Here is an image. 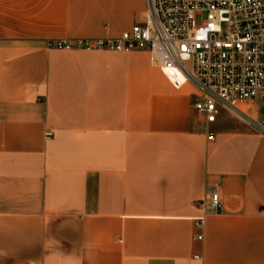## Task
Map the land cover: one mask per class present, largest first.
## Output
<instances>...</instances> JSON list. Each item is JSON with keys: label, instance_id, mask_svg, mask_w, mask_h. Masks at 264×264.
Masks as SVG:
<instances>
[{"label": "crops", "instance_id": "1", "mask_svg": "<svg viewBox=\"0 0 264 264\" xmlns=\"http://www.w3.org/2000/svg\"><path fill=\"white\" fill-rule=\"evenodd\" d=\"M146 7L0 0V264H264V102L207 125L147 51L55 46Z\"/></svg>", "mask_w": 264, "mask_h": 264}, {"label": "built area", "instance_id": "2", "mask_svg": "<svg viewBox=\"0 0 264 264\" xmlns=\"http://www.w3.org/2000/svg\"><path fill=\"white\" fill-rule=\"evenodd\" d=\"M144 20L116 39L57 41L60 49L144 50L177 89L194 90L207 125L222 113L263 128L242 108L264 102V0H146ZM209 140L214 134L207 129ZM51 136V132L47 133ZM209 207L219 210L218 193ZM203 220L197 221V227ZM199 239L202 237L199 236Z\"/></svg>", "mask_w": 264, "mask_h": 264}, {"label": "rangeland", "instance_id": "3", "mask_svg": "<svg viewBox=\"0 0 264 264\" xmlns=\"http://www.w3.org/2000/svg\"><path fill=\"white\" fill-rule=\"evenodd\" d=\"M259 104L261 105L260 102H259ZM262 110H263V106H261V107L258 108V111H259V112H262ZM234 120H235V119H234Z\"/></svg>", "mask_w": 264, "mask_h": 264}]
</instances>
